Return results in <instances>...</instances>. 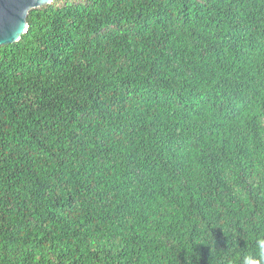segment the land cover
Wrapping results in <instances>:
<instances>
[{
  "label": "trees",
  "instance_id": "1",
  "mask_svg": "<svg viewBox=\"0 0 264 264\" xmlns=\"http://www.w3.org/2000/svg\"><path fill=\"white\" fill-rule=\"evenodd\" d=\"M26 20L0 45V264H243L264 236V0Z\"/></svg>",
  "mask_w": 264,
  "mask_h": 264
},
{
  "label": "water",
  "instance_id": "2",
  "mask_svg": "<svg viewBox=\"0 0 264 264\" xmlns=\"http://www.w3.org/2000/svg\"><path fill=\"white\" fill-rule=\"evenodd\" d=\"M52 0H0V45L20 39L27 29V15Z\"/></svg>",
  "mask_w": 264,
  "mask_h": 264
},
{
  "label": "clouds",
  "instance_id": "3",
  "mask_svg": "<svg viewBox=\"0 0 264 264\" xmlns=\"http://www.w3.org/2000/svg\"><path fill=\"white\" fill-rule=\"evenodd\" d=\"M237 236V229L233 232ZM243 264H264V236H258L254 242V252L243 258Z\"/></svg>",
  "mask_w": 264,
  "mask_h": 264
}]
</instances>
